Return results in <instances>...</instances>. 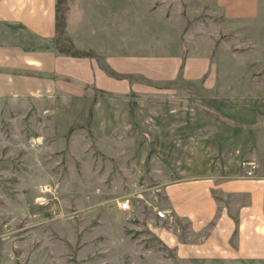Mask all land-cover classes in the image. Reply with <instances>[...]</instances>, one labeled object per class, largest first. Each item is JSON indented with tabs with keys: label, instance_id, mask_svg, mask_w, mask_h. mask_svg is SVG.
Here are the masks:
<instances>
[{
	"label": "rangeland",
	"instance_id": "rangeland-1",
	"mask_svg": "<svg viewBox=\"0 0 264 264\" xmlns=\"http://www.w3.org/2000/svg\"><path fill=\"white\" fill-rule=\"evenodd\" d=\"M55 10L51 40L20 38L77 60L82 102L72 118L55 107L56 135L53 118L0 103V264H190L166 243L190 241L168 179L264 174V0Z\"/></svg>",
	"mask_w": 264,
	"mask_h": 264
},
{
	"label": "crops",
	"instance_id": "crops-1",
	"mask_svg": "<svg viewBox=\"0 0 264 264\" xmlns=\"http://www.w3.org/2000/svg\"><path fill=\"white\" fill-rule=\"evenodd\" d=\"M223 1L230 5L238 0ZM55 17V0H0V37L6 35L0 39V103H25L28 110H38L32 115L39 120L53 118L48 127L52 135L64 111L55 107L65 106L64 114L72 118L70 110L82 102L78 62L51 48L31 46L20 36L51 40ZM85 97L90 102L109 100L104 95ZM168 181L167 213L189 225L190 241H180L174 230L165 234L177 258L190 264H264V174L246 177L236 171Z\"/></svg>",
	"mask_w": 264,
	"mask_h": 264
},
{
	"label": "built area",
	"instance_id": "built-area-1",
	"mask_svg": "<svg viewBox=\"0 0 264 264\" xmlns=\"http://www.w3.org/2000/svg\"><path fill=\"white\" fill-rule=\"evenodd\" d=\"M247 174H248V175H250V174H251V172H249V171H248V172H247ZM120 207H121V209H122V210H125V209H127V208H128V201H127V200H125V201H124V202L121 204V206H120Z\"/></svg>",
	"mask_w": 264,
	"mask_h": 264
}]
</instances>
